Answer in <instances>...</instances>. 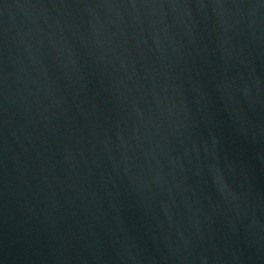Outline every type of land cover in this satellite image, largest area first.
I'll return each instance as SVG.
<instances>
[{"label": "water", "instance_id": "obj_1", "mask_svg": "<svg viewBox=\"0 0 264 264\" xmlns=\"http://www.w3.org/2000/svg\"><path fill=\"white\" fill-rule=\"evenodd\" d=\"M0 264H264V0H0Z\"/></svg>", "mask_w": 264, "mask_h": 264}]
</instances>
